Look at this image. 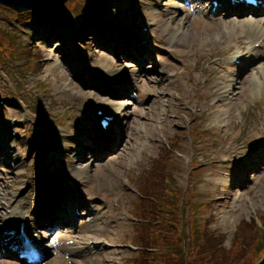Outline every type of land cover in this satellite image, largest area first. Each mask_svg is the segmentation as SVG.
Masks as SVG:
<instances>
[{"label":"rangeland","instance_id":"rangeland-1","mask_svg":"<svg viewBox=\"0 0 264 264\" xmlns=\"http://www.w3.org/2000/svg\"><path fill=\"white\" fill-rule=\"evenodd\" d=\"M29 17L30 15L16 17L14 13L0 7V35L6 29L12 30L8 23L13 21L15 28L19 33V38L26 42L31 41L33 30L29 27V23L32 21ZM68 18L76 19L71 13H68ZM192 21L193 20H190L189 18L188 20L181 22L180 27L175 23L172 32L167 36H164V26H162V28L158 27V29L154 30L153 35L150 38L152 45L150 49L147 48L144 50L146 51L145 54L148 56L144 64L139 66L133 63L135 66H131L132 62L124 60V65L126 64L131 70L128 75L130 77V80L127 83L128 89L133 92L136 97L138 95V100H136L135 105L132 104L131 108L132 112L135 113V116L131 117L130 121L134 136L130 144H126L125 142L122 143L120 149H116L106 158L97 163L96 167L93 168V171L88 173L90 177L89 184H87V186L81 191V194L83 193L82 196L85 198L84 204L89 207L96 205L94 209L99 207L100 211L97 212V215H100L102 218L100 225L95 228H82V234L80 233L81 236L99 239L106 238L108 243L112 245V249L108 253H88L85 255L70 253L72 254L71 257L69 256V253H66V243L62 241L60 244L62 250H55L54 254L51 255V259H55L56 254L59 253L66 260L65 264H125L127 262L126 259L131 256V254L127 253L122 248V244L133 242L134 239H136L138 231L133 230V225L126 223L125 220L119 219V217L125 216L128 218L129 216L127 213H132L133 209L136 208L138 203L136 198L139 196H137L138 194L134 190L135 194H130V191L132 188H136L135 185L140 172L148 167V164L152 159L158 157L160 148L163 145L166 147L168 144L166 138L171 142L170 139L172 135L175 132L183 130V124L181 121L182 115L179 116L180 119L177 120V126L174 127L175 120L171 111L175 109V105L170 102V99H167L168 95L165 94L177 90V87L181 85H186L187 81L189 84L191 83L190 79L198 61L204 58L201 56L202 45L212 40L207 41L211 36H208L206 32H204V34H200V32H195V34H193L191 29H189ZM68 29L73 32L71 27ZM184 33H190L187 40L188 42L183 40V37L187 35ZM13 34L15 35L14 31ZM50 42L51 40L47 41L44 36V38L38 43V46L44 50L46 60H44L43 63V70H45L46 74L43 73V76H40L42 77L41 80H44V78L50 73L49 71L51 67H55L58 72H62L63 74L62 76L53 75L51 77L52 84L56 82V88L53 85L50 88L56 93V102H53V108L55 111H47L45 117L49 121H52L51 117L53 115H58L64 118V122L67 125L73 121L75 122L77 115H81L77 110V105L74 107L77 115L75 112L71 111V102L67 94H64L60 100H57L58 96L56 90L59 91L72 80V71L74 66H76V59L71 44L65 45L63 43H58L57 39L53 40L51 43ZM63 45L64 48L62 47ZM189 46L190 49L192 46L194 50L192 53H188ZM156 48H159L160 51ZM174 49H176V53L171 52ZM64 50H66V52ZM109 55V51H102L98 54V57L102 58L104 61L96 63V60L87 59L88 61L86 60L84 64L90 65L91 68H94V72H97L102 68L107 69L108 66H110L107 61H114L113 63L116 61L115 57ZM154 58L156 59V62H160L158 63L157 68L152 66ZM102 64L106 65V67H102ZM118 65L121 67L123 63L121 64L118 62ZM184 65L186 72H184ZM168 67H174V72L171 73V71H168ZM159 68L168 71L171 75L175 74L176 71H178V74L170 80L166 74H161V71L158 70ZM114 69L117 71L120 70L119 68ZM21 71L22 70L16 69L15 67L3 65V71L0 70V92L10 101L13 100L21 103V101L24 100L27 107L33 112H36L37 108L35 99L38 97L35 95L32 97L27 96L33 89H20L24 95L20 94V91L17 90L16 93L12 92V84L19 87V84L16 83L15 77L20 75ZM91 71L92 70H90L87 75L85 74L81 80L75 78L74 83L83 86V82H85L87 84L91 83V86H96L98 81L93 80L94 77ZM196 74L198 76L202 75L199 70L196 71ZM30 77L35 78V76L31 74ZM29 81L30 83L33 82L31 79H29ZM26 83L25 86L30 87L29 83ZM247 89L246 80L238 79L234 87V90L236 91L235 95L225 102L226 107L223 110H227L226 117L228 118L230 116L234 119L236 116L235 121L230 125L229 134H227L225 129L217 130L216 128L214 131L204 133L205 129L212 127L211 123H208L210 119H198L194 123H189L192 125V131L196 130V132L193 133L192 138L186 136L188 141L183 142L182 148L177 150V153H174L175 157L178 158L174 162V166H176V168L178 167L179 170H174L176 185L173 186L174 189L172 191L177 192L178 190L183 189L194 190L195 188L197 192H200L201 196L199 198L202 201L212 203L213 214L215 215V222L212 226L214 229L228 234V240L226 242L227 247H230L237 225L241 219L245 217L255 218V212L257 214L261 212L264 214V170L256 171L255 176L251 178L253 179V182L246 184V187L242 192L234 191V187L228 182L229 190L226 194L228 195V198L224 201L220 199L224 196H222L223 194H221L219 187L215 188L211 179L207 178L208 176L217 177L219 176L217 172L221 171L223 174L222 177L231 182L235 181L227 176V173L221 166L211 167V165L215 164L217 161L222 164L228 163L229 157L238 163V165L240 164V167L244 166L242 157H244L245 154L239 153V151H243V149L237 150L239 147H243L244 143L234 142L230 148L226 147V143L227 140L228 142H231L234 133H236L237 129H240L238 127L242 124H238L241 121V118L239 117L242 115L246 119L249 118V110L247 106V97L249 96V93L248 91L246 92ZM85 90L88 89H77L74 87V91L71 93L76 96L78 93ZM162 104H165V106ZM233 106L236 107L233 108ZM0 113L3 116V121L15 119L22 123L25 118V113L19 111L16 106L5 105L0 110ZM125 114L129 116L131 112L126 111ZM246 119H244L245 122L243 123L242 129H246V131L249 132V130L253 128V123H255V121H246ZM212 120L217 121L218 115H215ZM44 125L45 124H43V126ZM121 127H125L124 122L119 123L115 127V130L121 132ZM220 131H223V136H220ZM256 131L257 129H255L253 133ZM2 139H6V142L3 144L1 143ZM192 139H194L193 144L191 143ZM220 142H223L221 148L218 147ZM27 146H25V144L19 145L17 152L19 160L21 161H24V157L26 156V153H28ZM11 147L12 140L0 137V152L2 153H0V179L6 184L4 190L0 191V222L2 219L1 216L8 211L7 208H3L1 200L10 197L12 193H15L22 182L21 176H19L18 182L14 179L16 173L13 171L12 166L15 165L11 162V152L8 150ZM229 150L233 153L230 154ZM221 153H223V155L219 156ZM21 155L22 157L20 159ZM32 159L36 160V156ZM198 159L203 161V167H206V169L199 166L198 171L193 173L194 171H191V168L198 163ZM255 162L256 161H253L252 163ZM171 170L172 169H170V171ZM202 175L203 177H201ZM240 178L244 179L242 177ZM198 180L202 182L201 186L198 184L196 185L195 182ZM189 187H191V189ZM238 188L239 187H237V189ZM240 194L241 201L237 204L232 203L233 196L235 195L239 197ZM182 195L183 193L178 196ZM91 197L94 199L97 197H100L101 199L106 197L108 204L104 205L103 203L99 204L90 202ZM169 198L175 197L170 196ZM86 206L84 205V208H86ZM241 212H243L242 215ZM205 213L204 210L200 212L202 216ZM87 218L83 220V222L86 221ZM81 222L75 224L73 229L76 230ZM78 230L80 231L81 228ZM54 233H56V229L50 232L51 236H53ZM58 233L53 237L55 238ZM63 238L67 239V237ZM75 241L77 243L81 242L79 238H75ZM111 259L113 261H111ZM5 261L8 262L9 260ZM3 262L4 261H0V264H3ZM227 264H231V261H228Z\"/></svg>","mask_w":264,"mask_h":264},{"label":"bare ground","instance_id":"bare-ground-1","mask_svg":"<svg viewBox=\"0 0 264 264\" xmlns=\"http://www.w3.org/2000/svg\"><path fill=\"white\" fill-rule=\"evenodd\" d=\"M180 26H181V25H179V27H180ZM189 27H190V28H189ZM189 27H188V28L191 29V31H192V30H194L195 32L207 31L208 34H212V31H208V30L205 28V26H202V25H200V24L197 23V22H192L191 25H190ZM201 28H202V29H201ZM189 35H190V34H187L186 36H184V37H183V40H184V41H187ZM187 42H188V41H187ZM187 42H185V43H187ZM178 43H179V41H178ZM228 99H230V97H229ZM228 99H227V100H228ZM227 100H226V101H227ZM234 107H236V106H233V108H234ZM111 142H116V141L112 139ZM12 157H13V159H14L15 156H12ZM11 161H15V159H14V160H11ZM16 165L18 166V165H19V162H16ZM90 214H92V215H94V216L91 215L89 222H86V224H83V225H82V228H83V229L86 228V227H92V228H95L96 226L100 225V223H101V221H102V218L100 217V215H97V214L92 213V212H90ZM9 218H10V217H8V216H7V218H6V217L3 218V220L6 219V223L4 224V226H7V225L10 224V220H9ZM85 238H86V237H85ZM69 239L72 240L73 238H69ZM2 243H3V242H2ZM65 263H66V260H64L62 257H58V258L53 262V264H65Z\"/></svg>","mask_w":264,"mask_h":264},{"label":"water","instance_id":"water-1","mask_svg":"<svg viewBox=\"0 0 264 264\" xmlns=\"http://www.w3.org/2000/svg\"><path fill=\"white\" fill-rule=\"evenodd\" d=\"M0 1L11 5L14 9L23 10V7H21V5L19 4L20 0H0Z\"/></svg>","mask_w":264,"mask_h":264},{"label":"trees","instance_id":"trees-1","mask_svg":"<svg viewBox=\"0 0 264 264\" xmlns=\"http://www.w3.org/2000/svg\"><path fill=\"white\" fill-rule=\"evenodd\" d=\"M145 186L147 187L146 190H149V188H153V186L152 185H149V184H145ZM144 190H145V188H144ZM216 259L219 261V258L218 257Z\"/></svg>","mask_w":264,"mask_h":264}]
</instances>
